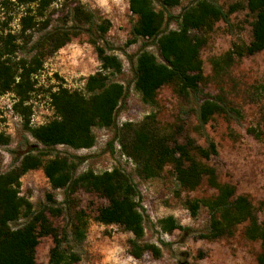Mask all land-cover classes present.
Instances as JSON below:
<instances>
[{"label": "trees", "instance_id": "obj_1", "mask_svg": "<svg viewBox=\"0 0 264 264\" xmlns=\"http://www.w3.org/2000/svg\"><path fill=\"white\" fill-rule=\"evenodd\" d=\"M15 2L24 8L20 33L22 43H25L31 40V32L40 30V25L45 22L41 18L53 0ZM155 2L160 9H156ZM180 3L181 0H128L135 21L127 44L138 39L151 40L160 55L158 59L154 53L142 48L135 57L133 87L146 104L155 103L157 92L164 85H171L180 97L198 92L205 80L200 51L206 44V35L216 22H227L237 10L246 9L253 18L251 40L247 44H234L222 56L212 59L214 72L225 73L235 60L264 49V0L237 1L227 9L213 0H194L178 15L166 14L167 9ZM69 21L71 25L66 28H55L40 35L33 42L34 53L29 58H17L16 50L21 46L17 43L18 37L0 31V96L14 95L13 111L22 118L25 130L43 147L90 148L96 142L94 127L115 124L125 87L112 77L122 71L123 65L117 55L108 53L98 42L111 25L107 19L96 21L94 13L79 3L72 7ZM171 21L176 27L167 29L166 25ZM81 32L89 35L88 40L100 63L99 69L85 78L83 90H71L62 85L50 90L54 117L43 124L31 125L32 110L27 102L35 91L34 76L43 67L44 57L55 53ZM232 110L223 95L203 98L197 112L199 125H205L215 114L227 115ZM10 140L9 134L0 131V146L9 144ZM118 143L122 153L132 160L136 175L143 179L159 177L166 165L171 166L175 182L183 190H193L204 177L210 178V186L216 187V194L209 199L188 201L193 215L201 205L209 211L208 230L199 236L209 240L229 237L238 225L244 224L245 237L260 243L257 264H264V218L258 217L247 195L236 193L233 184L216 183V171L207 163L218 154L214 141L207 140L202 146L186 136L180 142L174 132L162 128L154 114H149L139 123H123ZM46 156L44 150L31 147L10 169L2 171L0 155V264H37L36 248L42 236H51L53 242L47 264H73L79 260L77 253L64 246L65 233L60 234L46 215L47 210L59 215L63 209L45 205L34 210L28 195L21 191L22 176L37 169L42 170L52 189L65 191V198L79 189L104 198L106 204L98 208L95 220L106 225H119L131 233L128 244L132 257L140 258L148 251L160 254L156 245L142 241L144 215L139 209L138 189L128 173L117 167L103 172L91 169L77 172V162L67 156ZM47 197L51 199L50 194ZM22 217L26 220L14 226ZM159 224L166 232L185 229L172 216L161 219ZM87 227L88 215L83 210L75 211L69 232L74 242L79 244L85 239Z\"/></svg>", "mask_w": 264, "mask_h": 264}, {"label": "rangeland", "instance_id": "obj_2", "mask_svg": "<svg viewBox=\"0 0 264 264\" xmlns=\"http://www.w3.org/2000/svg\"><path fill=\"white\" fill-rule=\"evenodd\" d=\"M6 1V2H5ZM194 0H181L179 6L167 9L169 15H178L183 7ZM227 9L234 2L242 0H213ZM82 4L92 11L96 21L107 19L110 27L99 44L108 53L122 60V71L112 77L125 87V95L117 112L115 124L111 127H94L95 144L90 148L73 149L66 145L43 147L23 127L22 118L13 111L15 102L12 93L0 96V131L11 136L9 144L0 146L1 170L6 171L16 164V159L31 147L37 146L47 153L46 158L65 155L77 162V172L91 169L95 172L120 168L129 174L139 195V209L144 215V236L142 241L154 244L160 254L145 252L140 258L129 254L128 240L132 234L119 225L102 224L95 220L97 210L106 200L94 192L82 189L65 198L63 189H52L42 170H30L21 178V191L28 195L34 210L43 206L62 208V213L46 215L60 234L65 233L64 246L79 255L73 264H257L260 252L258 240L247 239L244 224L237 226L234 234L215 240L199 236L209 226V211L201 205L193 215L188 201L209 199L217 192L210 186V178L204 177L193 190L178 187L170 165H166L159 177L143 179L136 175L131 159L122 153L118 138L125 122L139 123L145 116L154 114L156 122L175 133L178 141L185 137L205 146L207 140L214 141L218 154L207 163L216 171L218 184L231 183L237 194H245L253 203L257 215L264 218V49L244 56L226 69L216 74L211 60L222 56L234 44H247L251 40L253 20L246 9L237 10L227 22L218 21L206 35V44L201 48L205 80L197 93L180 97L171 85L162 86L154 104H146L134 89V62L136 54L147 49L160 59L157 45L146 39L127 44L135 17L128 8V0H53L48 7L40 30L31 32V40L22 43L20 18L24 8L15 0H0V31L18 37L21 46L16 57L29 58L34 53L33 42L43 33L55 28H66L71 9ZM156 9H160L155 2ZM175 22H168L167 29L175 28ZM87 32L72 37L55 53L45 56L43 67L34 76L35 91L27 104L31 107V125L50 121L53 109L49 91L59 85L71 90H83L85 78L95 73L100 63L95 49L89 42ZM223 95L233 110L225 114H215L203 126L199 125L198 106L203 98ZM253 131H252V130ZM51 195L49 200L47 195ZM83 210L88 215L85 239L81 243L73 241L69 234L73 213ZM172 216L185 229L164 231L159 224L163 218ZM22 217L14 226L21 225ZM53 245L51 236L39 238L36 248V263L47 264L49 249Z\"/></svg>", "mask_w": 264, "mask_h": 264}]
</instances>
